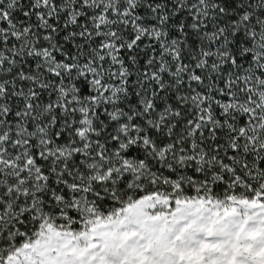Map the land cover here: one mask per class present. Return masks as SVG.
Instances as JSON below:
<instances>
[{
  "label": "snow or ice",
  "instance_id": "6c2138e0",
  "mask_svg": "<svg viewBox=\"0 0 264 264\" xmlns=\"http://www.w3.org/2000/svg\"><path fill=\"white\" fill-rule=\"evenodd\" d=\"M0 264H264V0H0Z\"/></svg>",
  "mask_w": 264,
  "mask_h": 264
}]
</instances>
